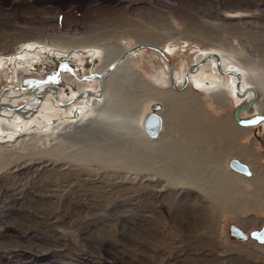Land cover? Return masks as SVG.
Wrapping results in <instances>:
<instances>
[{
	"label": "rangeland",
	"instance_id": "rangeland-1",
	"mask_svg": "<svg viewBox=\"0 0 264 264\" xmlns=\"http://www.w3.org/2000/svg\"><path fill=\"white\" fill-rule=\"evenodd\" d=\"M139 44L167 50L182 76L214 52L264 78V0H0V97L14 89L18 97L3 103L19 106L59 59L90 76ZM213 69L200 75L228 89V76ZM122 70L111 84L117 112L107 104L101 112L109 117L74 120L47 94L27 134L0 138V264H264V243L230 235L232 224L250 235L264 225V127L235 131L238 100L229 92L219 102L198 80L168 109L158 95L172 90L171 69L154 50H138ZM60 82L63 93L100 88ZM260 103L244 118L264 113V92ZM153 104L169 123L155 140L143 131ZM1 112L11 132L18 124L7 116L17 110ZM233 155L254 163L255 180L225 181Z\"/></svg>",
	"mask_w": 264,
	"mask_h": 264
},
{
	"label": "bare ground",
	"instance_id": "bare-ground-1",
	"mask_svg": "<svg viewBox=\"0 0 264 264\" xmlns=\"http://www.w3.org/2000/svg\"><path fill=\"white\" fill-rule=\"evenodd\" d=\"M152 45V44H151ZM161 48V47H160ZM151 50V49H150ZM127 51V50H126ZM138 51V50H137ZM136 51V52H137ZM155 51V50H154ZM27 52V51H26ZM25 52V55L27 56V53ZM166 52V54H167V56H168V58L170 59V57H169V54L167 53V50L165 51ZM124 53V52H123ZM122 53V54H123ZM24 54V53H23ZM121 54V55H122ZM160 54V53H159ZM24 55V56H25ZM71 54H69V56H70ZM121 55H119V56H116L114 59H112L108 64H105V65H103L102 67H100L98 70H96V72H94V73H92L90 76H87V75H82L81 73H80V71H81V69H82V66H81V68H79V67H77L76 66V64L75 65H71L70 63H69V61H64L63 59H59L58 60V63H59V66L57 67L58 68V72L56 73V74H52V75H50L49 77H50V79L49 80H47L46 78H39L38 80H37V82H35V84H34V86H32V87H30L29 89V92H27V100H25V104H27L28 106H30V107H28L27 109H24V110H21V109H19V108H17V109H13V111L14 110H17V112L14 114V115H8L7 117L10 119V120H14V122L16 123V124H18V126H16L11 132H5L6 130H7V128L6 127H4V125L2 126L1 124H0V132H3V134H0V138H2V137H4V138H8V137H12V135H17V136H20L21 134H27L28 133V130H30L31 129V126H33V124L36 122V120H32V118L34 117V115L37 113V111H38V109L41 107V104L40 103H43V101L45 100V98H46V96H47V94H54V96H55V98H56V101H57V97H59L60 98V100H61V102H62V100H63V97L64 98H69V102H67V103H64V104H66L65 105V107H62V108H64V111H67V112H69L72 116H71V118H73L74 120H78V119H80V120H82V119H84L85 117L86 118H90V116H92L93 114H95V113H97L98 114V116H104L103 114L104 113H106V117H109L110 115H109V113H107L106 111L104 112V113H101L102 112V110H105L106 108H104V104H107V107H108V110L109 111H112V112H114V113H116L117 111H113V107H116V110H117V104H119V100L117 99L118 98V96H116V95H114L113 94V87H115L114 85H113V87H112V82L113 81H115L114 79H115V76H117V74L118 73H120V72H122L123 70V68H124V65H125V63L127 62V60L128 59H130L131 58V56H130V58H127L124 62H122L121 64H119L118 66H117V68L114 70V71H112V72H109V73H107L105 76H104V78H103V82L101 81V78L99 77L101 74H103V73H105L106 72V70L108 69V67L115 61V60H117ZM68 56V57H69ZM163 58H164V56H163ZM198 58H199V60H197V62L196 61H194L193 62V64H191V66L189 67V68H194V70H193V72L191 73V75H190V81H189V85H188V87L187 88H185L184 90H176L175 88H174V86H173V81L175 82V85H176V87L178 88V89H180V88H182V86H183V84H184V82H185V79H186V77H187V74H188V70H189V68L188 69H186V71L184 72V75L182 76L181 75V73H180V70H176L175 71V79H173V77H172V90L169 92V91H163L164 93H159V95H158V97H159V99L166 105V107L169 109L170 108V105H172L173 103H176L175 102V98H177L178 96H180V97H186V96H188L189 95V92H190V89H189V87H191L190 85L193 83V82H196V80H198L197 82H196V84H200V86L198 87V90H200V88H202V86L204 87V88H206V89H210V90H212V89H214V90H216V91H214L215 93H214V98L215 99H218L219 100V102L221 101L220 100V98H221V96H222V98L224 97V101L225 100H227V99H231V97H229V92H230V94H231V96H232V98H234L235 100L237 99L238 100V102H236V103H238V107L239 106H241V105H243V104H246V103H249L250 104V102L252 101V99H253V97H254V94H255V91L258 93V99H257V101L254 103V104H252V105H249L248 107V109H246V110H244L243 112H241V113H245V111H247L246 112V114L247 113H252V112H254L255 110H257V109H259V105L261 104L260 103V93H263L264 92V78H261V76H259L258 74H257V72H256V74H255V69H253V68H251V67H249V66H242V65H239V64H236V65H231L230 67H228V66H225L224 64H223V58H222V56L220 55V54H218V53H214V52H205L204 54H201V55H199L198 56ZM35 59V58H34ZM69 59V58H68ZM165 59V58H164ZM63 60V61H62ZM166 60V59H165ZM17 61V60H16ZM20 61L21 62H19V60H18V62H19V64L21 63H23L24 61H26V60H23V58L22 57H20ZM167 61V60H166ZM171 61V60H170ZM168 62V61H167ZM172 62V61H171ZM16 63V62H15ZM30 63H32V60L31 59H29L28 58V60H27V65L28 64H30ZM36 63V62H35ZM211 63H213V65H214V69L213 70H215V73L217 74V75H219V76H224V75H227L228 76V84H229V86H228V89H227V86H226V90H222V91H218L217 89L220 87V85H219V82H214V80H212L211 78H210V76H209V74L207 73V72H204V74L203 73H201V75H200V72L201 71H203L204 70V67L206 66V64H211ZM24 64H25V62H24ZM169 64V63H168ZM220 64V65H219ZM12 65V64H11ZM26 65V64H25ZM58 65V64H57ZM175 65V64H174ZM18 66V65H17ZM169 66H170V64H169ZM19 67V66H18ZM90 67V65H87V68H89ZM175 67V66H174ZM84 68H86V67H84ZM83 68V69H84ZM82 69V70H83ZM171 69V68H170ZM66 70V71H65ZM127 70V72L126 71H123L122 72V74H124L125 72H126V74H128V73H130V74H137V75H139L140 76V74H138V72H137V70L136 69H134V68H129V69H126ZM63 71H65V72H63ZM70 72V73H69ZM69 73V74H68ZM178 74H179V76H178ZM203 74V75H202ZM239 75H241V78H239ZM62 76V77H61ZM63 76L64 77H71L74 81H75V83H79V84H81V85H84V84H86V83H88V82H90V81H93V80H97V81H99V86H100V88H99V90L95 93V92H93L92 90H89L88 92H86L87 93V95H86V93L85 92H83V93H81V91H79L78 93H80V94H76V93H74V92H70L69 90L70 89H67V91H64V93L62 92L63 90H64V88H62L61 86H59L60 85V81H61V78H63ZM172 76V75H171ZM141 78H142V76H140ZM84 79H87V81L86 80H84ZM143 79V78H142ZM210 79V80H209ZM218 79V78H217ZM239 79H241V84L239 85L238 84V80ZM181 80H182V85H179V83L181 82ZM206 81V82H205ZM47 83H48V85H47ZM101 83H103L104 84V89H103V93L101 94ZM117 82L115 81V84H116ZM211 84V85H208V84ZM56 86H58L59 87V90H58V92L56 91ZM209 86V87H208ZM48 87H51V90H49V92L46 94V96H45V98H43L42 100L40 99V97H41V95L48 89ZM16 89V88H15ZM205 89V90H206ZM13 90V91H12ZM213 92V91H212ZM227 92V93H226ZM94 95H93V94ZM1 94H3V96H1L0 97V108L1 107H8V106H11V105H8V104H4L3 103V99H5V97L7 98V97H11V96H13V97H18V96H16L15 94H16V91H14V89H11V90H7V91H5V92H3V93H1ZM72 94V95H71ZM88 94H90V95H88ZM213 94V93H212ZM228 94V95H227ZM11 95V96H10ZM73 98H75L74 100H73V102H71V104L72 103H74L75 101L77 102V101H79L81 98L83 99V100H88V101H91V100H93L94 101V103H93V107H91V108H86V110H84L83 111V108L82 107H77V108H74L75 107V105L73 106V104L71 105V104H69L70 103V101L73 99ZM110 98V102L108 101V99ZM26 99V98H25ZM34 99H38V103H35L34 102ZM99 99H101V101H100V103L102 102V101H104V103H103V106L101 107V110L100 111H97L96 112V105L97 104H99V102H96L97 100H99ZM118 100V101H117ZM197 100H198V102H200L199 101V98L197 97ZM39 101H40V103H39ZM58 103V102H57ZM63 103V102H62ZM117 103V104H116ZM113 104H114V106H113ZM240 104V105H239ZM36 105H38V108H33V106L35 107ZM59 105V104H58ZM68 105V106H67ZM153 105H155V104H153ZM159 105V104H158ZM60 106V105H59ZM110 106V107H109ZM61 107V106H60ZM31 108V109H30ZM85 108V107H84ZM115 110V109H114ZM90 112V114H88ZM111 112V113H112ZM167 112L168 111H166V114H167ZM13 113V112H12ZM113 113V114H114ZM241 113H240V118H241V120L242 119H245L244 118V116H243V114H242V116H241ZM165 114V113H164ZM3 115H4V113H2L1 111H0V122H1V120L3 119ZM36 115H38V114H36ZM88 115V116H87ZM112 115V114H111ZM148 115V114H147ZM162 115H163V113H162ZM234 118H235V112H234ZM248 115V114H247ZM252 115V114H251ZM97 116V117H98ZM255 116H264V113H258V114H255V115H252L251 116V118L250 117H248L247 118V120H242V121H244V122H248V121H250L252 118H254ZM115 117V116H114ZM233 117V116H232ZM27 118V119H26ZM99 118V117H98ZM105 118V117H104ZM23 119V120H22ZM34 119V118H33ZM106 119V118H105ZM112 119H115V118H112ZM163 119H164V117H163ZM145 120V119H144ZM235 120H236V122L240 125V126H243V125H241L239 122H238V120L235 118ZM51 121V120H50ZM48 122V121H47ZM52 122V121H51ZM50 122V124H48V126L49 125H51V124H54L55 123V121L53 122V123H51ZM110 122H112V121H110ZM49 123V122H48ZM144 123V122H143ZM126 124V123H125ZM238 125V126H239ZM257 125H259V127H264V120H261L260 122H258L257 124H255V125H248V126H243V127H254V126H257ZM233 127V129L235 130V131H237V130H240V128H242V127ZM168 127H169V123L166 121V125H165V119H164V121H163V131L161 132V135L159 136V137H163L164 136V133H166L167 132V130H168ZM26 129V131H24ZM143 129H144V127H143ZM143 131H145V130H143ZM241 131V130H240ZM145 133V135L147 134L146 132H144ZM4 135V136H3ZM11 135V136H10ZM235 135V134H234ZM147 136V135H146ZM263 136H264V131H263ZM150 137V136H149ZM151 138V137H150ZM19 139V138H18ZM17 139V140H18ZM151 139H154L155 140V138H151ZM156 139H158V138H156ZM237 157V156H236ZM236 157H234V158H236ZM233 158V157H232ZM231 158V159H232ZM230 159V160H231ZM246 159V158H245ZM230 160H229V162H230ZM229 167H230V164H229ZM231 168V167H230ZM231 170H232V168H231ZM230 170V173H228V174H230V175H235V177H237V176H240V175H238V174H241V173H238V172H236V173H238V174H236L235 173V171L234 170H232L231 171ZM234 171V172H233ZM256 171V170H255ZM241 175H245V174H241ZM246 176H248V175H246ZM232 177V176H231ZM230 177V180H227V179H225V181H228V183H231L232 181H233V179ZM243 177V176H242ZM255 179V178H254ZM227 183V182H226ZM255 210V209H254ZM239 225V224H238ZM241 228H243L241 225H239ZM245 226H247V227H250L249 225H245ZM262 226V225H261ZM243 229H245V231H246V233L248 232L247 230H246V228H243ZM249 233V232H248ZM232 237V236H231ZM236 239V238H235ZM250 239V238H249ZM237 240H239V239H237ZM239 241H241V242H247V241H242V240H239ZM261 244H263V243H261Z\"/></svg>",
	"mask_w": 264,
	"mask_h": 264
},
{
	"label": "water",
	"instance_id": "water-1",
	"mask_svg": "<svg viewBox=\"0 0 264 264\" xmlns=\"http://www.w3.org/2000/svg\"><path fill=\"white\" fill-rule=\"evenodd\" d=\"M142 49H151V50H155L156 52L160 53L162 56H164V58L168 61V63L170 64V68H171V75L173 77V79H175V67L174 64L170 61V59L168 58L165 50H163L162 48H160L157 45H151V44H139L138 46H135L134 48H131L127 51H125L117 60H115L106 70L105 73L101 74L99 77L101 78V81L103 82V78L104 76L109 73L114 71L117 66L119 64H121L122 62H124L127 58H129L130 56H132L137 50H142ZM220 65V64H219ZM194 68H189L188 70V74L187 77L185 79V82L182 86V88L178 89L175 85V82L173 81V86L176 90H184L185 88L188 87L189 85V81H190V75L193 72ZM239 78H241V75H239ZM238 84H241V79L238 80ZM19 88V87H18ZM56 91L58 92L59 87L56 86ZM103 89H104V84L101 83V94L103 93ZM49 90H51V87H49L40 97V99L42 100L43 98H45L46 94L49 92ZM93 94V93H92ZM94 95V94H93ZM75 98H73L69 104H71V102H73ZM258 99V93L255 91L254 97L252 99V101L246 104H243L239 107L236 108L235 110V118L238 120V122L243 125V126H248V125H255L258 122H260L261 120H264V116H255L254 118H252L250 121L248 122H244L241 120L240 118V113L243 112L244 110L248 109L249 105L254 104ZM57 102L61 107H65L66 104L62 103L60 98L57 97ZM40 103V101H39ZM41 104V103H40ZM68 106V105H67ZM28 106L27 104H21L19 106H8V107H1V110H5V109H27ZM33 108H38V105H36L35 107L33 106ZM31 109V108H30ZM153 112L149 113L144 120L143 123V127L145 132L147 133L148 136H150L151 138H159V136L161 135V132L163 131V116H162V111L160 109V105L155 104L152 106ZM230 167L232 168V170H234L235 172L241 173V174H245L248 176L252 175V169L250 164H248L245 161L240 160L239 158H232L229 162ZM230 235L233 238L242 240V241H248L249 238H251V236L257 240L260 243H264V225H262L260 227L259 230L254 231L251 233V235L246 231L245 229L241 228L238 224H232L230 226Z\"/></svg>",
	"mask_w": 264,
	"mask_h": 264
},
{
	"label": "crops",
	"instance_id": "crops-1",
	"mask_svg": "<svg viewBox=\"0 0 264 264\" xmlns=\"http://www.w3.org/2000/svg\"><path fill=\"white\" fill-rule=\"evenodd\" d=\"M163 117H164V119L167 121V118L164 116V115H162ZM248 116H249V114H248ZM240 127H242V128H240V130L241 131H243V132H248V131H250V130H252V129H254V128H256V127H254V128H251V127H243V126H240ZM233 135H234V133H233ZM242 137H238V139H241ZM252 151L253 152H255L254 150H251L249 153H246L247 155H250V156H253L252 154ZM256 153V152H255ZM257 154V153H256ZM237 156V157H236ZM233 158L234 157H236V158H239L240 160H242V161H245V162H247L248 164H250V166H251V169H252V175L251 176H246V175H241V174H238V173H236V174H238V175H240V176H237V177H235V175H230V174H227L228 176H232L231 178L233 179V181L232 182H234V184L235 185H239V182H251V181H253V180H255L254 178L256 177V174H257V169L255 168V165H254V163L253 162H250V161H248L247 159H245L246 158V156L245 155H233L232 156ZM231 157V158H232ZM253 157H255V156H253ZM255 158H257V156L255 157ZM258 159V158H257ZM256 170V171H255ZM232 171V170H231ZM234 172V171H233ZM243 176V177H242ZM236 183H238V184H236ZM241 187H243V186H241ZM251 208V210L253 209L252 207H250ZM254 209H257V208H254ZM240 225V224H239ZM242 226V225H241ZM243 227V226H242ZM244 228V227H243ZM235 242H238V243H240V244H243V242H241V241H235ZM242 247H244V245L242 246Z\"/></svg>",
	"mask_w": 264,
	"mask_h": 264
},
{
	"label": "flooded vegetation",
	"instance_id": "flooded-vegetation-1",
	"mask_svg": "<svg viewBox=\"0 0 264 264\" xmlns=\"http://www.w3.org/2000/svg\"><path fill=\"white\" fill-rule=\"evenodd\" d=\"M246 112H247V111H245V113H241V114H243L244 117H245V115L250 114V112L247 113V114H246ZM244 114H245V115H244ZM249 116H250V115H249ZM242 120H247V117H246L245 119H242Z\"/></svg>",
	"mask_w": 264,
	"mask_h": 264
}]
</instances>
